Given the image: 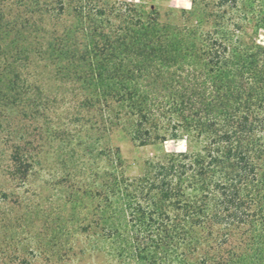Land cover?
I'll return each mask as SVG.
<instances>
[{"label":"trees","instance_id":"obj_1","mask_svg":"<svg viewBox=\"0 0 264 264\" xmlns=\"http://www.w3.org/2000/svg\"><path fill=\"white\" fill-rule=\"evenodd\" d=\"M40 11L34 76L42 66L59 83L84 149L113 164L100 195L115 256L207 264L217 231V249L244 250L217 264H264V46L246 39L264 29V0H193L182 25L128 0H42ZM118 129L142 146L200 147L129 178L118 150L95 148Z\"/></svg>","mask_w":264,"mask_h":264},{"label":"rangeland","instance_id":"obj_2","mask_svg":"<svg viewBox=\"0 0 264 264\" xmlns=\"http://www.w3.org/2000/svg\"><path fill=\"white\" fill-rule=\"evenodd\" d=\"M128 1L182 25L193 0ZM41 3L0 0V264H136L115 256L116 245L103 230L100 193L106 184L100 179L113 169L109 154L97 157L84 149L75 102H62L59 83L42 66L34 76L32 56L39 46L33 41L42 44L36 30L45 19ZM246 37L264 46V29L252 28ZM107 145L118 150L129 178L148 173L150 163L168 154L200 147L185 138L142 146L122 129L95 148ZM238 237L233 231L232 245ZM219 239L217 231L207 237V264L221 256L235 261L244 251L231 245L217 249Z\"/></svg>","mask_w":264,"mask_h":264},{"label":"clouds","instance_id":"obj_3","mask_svg":"<svg viewBox=\"0 0 264 264\" xmlns=\"http://www.w3.org/2000/svg\"><path fill=\"white\" fill-rule=\"evenodd\" d=\"M186 6V5H185Z\"/></svg>","mask_w":264,"mask_h":264}]
</instances>
